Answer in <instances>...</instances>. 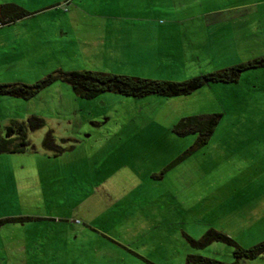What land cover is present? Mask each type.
<instances>
[{
  "label": "rangeland",
  "instance_id": "obj_1",
  "mask_svg": "<svg viewBox=\"0 0 264 264\" xmlns=\"http://www.w3.org/2000/svg\"><path fill=\"white\" fill-rule=\"evenodd\" d=\"M4 4L30 15L0 23V84L84 70L180 82L264 56V0ZM178 20L188 27L145 44L156 39L150 23ZM188 37L205 51L184 52ZM215 114L209 143L187 154L198 134L174 127ZM30 119L40 127L26 152L0 154V219H23L1 227L0 264L231 263L233 247L196 249L187 236L215 229L245 249L264 241V67L175 97L83 99L62 80L29 99L0 95L1 129Z\"/></svg>",
  "mask_w": 264,
  "mask_h": 264
},
{
  "label": "trees",
  "instance_id": "obj_2",
  "mask_svg": "<svg viewBox=\"0 0 264 264\" xmlns=\"http://www.w3.org/2000/svg\"><path fill=\"white\" fill-rule=\"evenodd\" d=\"M0 23H9L30 14L15 4H4L0 7ZM264 67V56L248 63H241L213 73L198 75L184 81H160L139 77L114 75L94 71L55 72L35 84H0V95L29 99L38 94L45 87L57 80H62L72 86L75 94L83 99H93L110 92L126 97L141 98L150 95L175 97L192 94L202 87L213 83H237L244 71ZM221 115L192 116L184 118L175 127L174 131L180 136L192 133L198 134L196 143L187 151L192 154L206 146L220 122ZM40 127L36 119L28 123L13 122L0 128V154H23L29 146L27 134L29 130ZM23 219H0V229L8 222L22 221ZM191 246L204 249L214 242H222L234 248V261L225 263L213 258L189 255L185 264H242L244 260H255L264 255V241L245 249L233 238L215 229L207 231L200 240L187 236ZM154 264V263H149Z\"/></svg>",
  "mask_w": 264,
  "mask_h": 264
},
{
  "label": "crops",
  "instance_id": "obj_3",
  "mask_svg": "<svg viewBox=\"0 0 264 264\" xmlns=\"http://www.w3.org/2000/svg\"><path fill=\"white\" fill-rule=\"evenodd\" d=\"M196 1H199V0H192V2H196ZM194 8V4H192L191 6H190V9H193ZM153 22V21H152ZM174 23V22H173ZM153 24V23H152ZM151 23H150V26H151V32H152V34L156 37V39H150V40H148L145 44L146 45H149V47L150 48H156L157 46H159L160 45V39H159V37H158V32L159 31H165V32H173V31H175V29H176V27H179V26H187L188 27V25H189V23H184V22H182V21H180V20H178V21H175V23L174 24H172V25H169V23H167L165 26H156V25H152ZM190 25H192L191 23H190ZM158 38V39H157ZM189 38H193V37H188L186 40H187V42L185 43V41H183V44H182V48H183V51L184 52H189V53H191V55H194L195 54V52L196 51H199V52H204L205 51V43H203L202 45H197V46H195L196 44H197V42L198 41H196L195 40V38H193V39H189ZM190 40V41H189ZM174 40L172 39L171 41H167L166 43H168V42H173ZM179 41V40H178ZM190 44H193V46L191 45L190 46Z\"/></svg>",
  "mask_w": 264,
  "mask_h": 264
}]
</instances>
